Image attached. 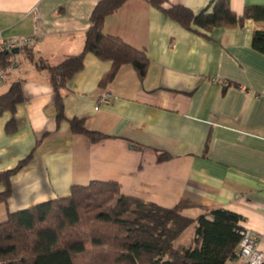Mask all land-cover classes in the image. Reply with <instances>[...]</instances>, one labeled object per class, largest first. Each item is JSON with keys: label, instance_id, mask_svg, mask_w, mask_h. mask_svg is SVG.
I'll return each instance as SVG.
<instances>
[{"label": "crops", "instance_id": "obj_1", "mask_svg": "<svg viewBox=\"0 0 264 264\" xmlns=\"http://www.w3.org/2000/svg\"><path fill=\"white\" fill-rule=\"evenodd\" d=\"M97 1L0 0V40L33 33L35 12L42 31L28 49H18V65L0 85L1 93L18 79L26 96L16 105L13 132L5 129L12 113L0 115V171L32 152L10 175L12 191L0 201V221L11 211L67 195L73 184L115 179L123 193L144 201H191L182 210L188 216L214 206L240 213V223L258 233L264 255V52L251 44L264 20L247 17L232 26L191 29L148 0H126L105 16L103 30L144 49L145 76L125 63L100 86L111 61L87 52L84 66L60 90L64 117L58 120L47 70L35 59L53 64L79 52ZM210 1L165 5L198 12ZM229 4L242 14L246 5L264 0ZM105 93L109 98L100 100ZM72 117L106 136L92 141L73 132ZM163 152L167 156L159 160ZM180 234L175 244L184 243Z\"/></svg>", "mask_w": 264, "mask_h": 264}, {"label": "trees", "instance_id": "obj_2", "mask_svg": "<svg viewBox=\"0 0 264 264\" xmlns=\"http://www.w3.org/2000/svg\"><path fill=\"white\" fill-rule=\"evenodd\" d=\"M126 0H98L90 14L82 49L67 54L56 63L36 60L45 67L54 89L56 118L63 115L60 92L67 80L84 66V56L91 51L111 66L98 85L110 82L122 64L129 63L142 79L149 58L118 35L103 30L104 18ZM170 18L191 28L197 24L208 30L214 26L241 24L245 18L264 20V5H246L242 14L230 7L229 0H211L198 12L183 4L165 5L167 0H148ZM251 44L264 52V30L252 33ZM29 44L20 49H28ZM33 53L28 56L32 60ZM26 98L21 81L13 80L0 93V115L8 110L7 132L16 129L14 111ZM70 129L98 141L106 135L84 125L83 118L69 119ZM32 155L29 152L15 167L0 171V201H6L12 188L10 175ZM161 153L158 159L166 157ZM193 203L182 199L172 206L144 201L125 194L115 179H92L87 184H73L70 192L11 211L0 221V262L4 264H227L235 256L240 239L239 221L243 216L231 209L214 206L195 217L182 212ZM193 225L190 242L175 244V239ZM264 264V261L261 263Z\"/></svg>", "mask_w": 264, "mask_h": 264}, {"label": "built area", "instance_id": "obj_3", "mask_svg": "<svg viewBox=\"0 0 264 264\" xmlns=\"http://www.w3.org/2000/svg\"><path fill=\"white\" fill-rule=\"evenodd\" d=\"M35 12V10L33 11ZM34 31L25 35H11L2 37L0 40V85L4 82L9 68H16L18 65L17 52L23 45L31 44L40 38L38 14L34 13ZM109 98L105 93L100 100L106 101ZM240 239L234 250L235 256L228 260L227 264H261L264 261L263 252L258 247L259 235L248 226L239 221Z\"/></svg>", "mask_w": 264, "mask_h": 264}, {"label": "rangeland", "instance_id": "obj_4", "mask_svg": "<svg viewBox=\"0 0 264 264\" xmlns=\"http://www.w3.org/2000/svg\"><path fill=\"white\" fill-rule=\"evenodd\" d=\"M192 233H193V226L189 225V226H187L186 228L183 229V231L180 234L179 240L184 242V244L188 243L191 240ZM0 264H4V263L0 262Z\"/></svg>", "mask_w": 264, "mask_h": 264}]
</instances>
